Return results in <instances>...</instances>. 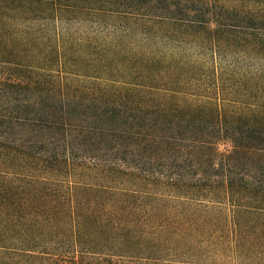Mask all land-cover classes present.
I'll list each match as a JSON object with an SVG mask.
<instances>
[{"label":"trees","instance_id":"obj_1","mask_svg":"<svg viewBox=\"0 0 264 264\" xmlns=\"http://www.w3.org/2000/svg\"><path fill=\"white\" fill-rule=\"evenodd\" d=\"M215 245L264 255V0H0V264Z\"/></svg>","mask_w":264,"mask_h":264},{"label":"rangeland","instance_id":"obj_2","mask_svg":"<svg viewBox=\"0 0 264 264\" xmlns=\"http://www.w3.org/2000/svg\"><path fill=\"white\" fill-rule=\"evenodd\" d=\"M194 259L196 264H264V255L262 254H254L252 259L237 257L231 249L222 251L219 245L211 247L206 254L197 255Z\"/></svg>","mask_w":264,"mask_h":264}]
</instances>
